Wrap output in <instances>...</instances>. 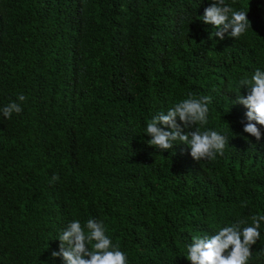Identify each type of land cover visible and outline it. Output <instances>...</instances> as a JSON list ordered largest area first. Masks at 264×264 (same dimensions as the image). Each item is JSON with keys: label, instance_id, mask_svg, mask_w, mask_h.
I'll return each mask as SVG.
<instances>
[{"label": "trees", "instance_id": "trees-1", "mask_svg": "<svg viewBox=\"0 0 264 264\" xmlns=\"http://www.w3.org/2000/svg\"><path fill=\"white\" fill-rule=\"evenodd\" d=\"M211 2L0 0V264H64L62 230L89 218L128 264H191L193 237L264 215V135L235 102L264 70V0H225L251 27L223 40L202 21ZM189 95L212 98L193 127L229 137L215 159L147 144L152 117ZM260 233L248 264H264Z\"/></svg>", "mask_w": 264, "mask_h": 264}, {"label": "clouds", "instance_id": "clouds-1", "mask_svg": "<svg viewBox=\"0 0 264 264\" xmlns=\"http://www.w3.org/2000/svg\"><path fill=\"white\" fill-rule=\"evenodd\" d=\"M248 11L234 10L225 0H212L204 9L202 21L215 27L212 35L220 40L225 38V34L235 39L251 27ZM238 87L240 91L235 102L247 109L245 116L248 122L244 124V132L260 141L264 135L258 127L264 126V70L256 68L250 79H240ZM242 88H246V95L241 94ZM26 99L24 94H18L16 101L3 107V116L10 119L13 113H21ZM211 102L212 98L207 95L199 98L189 95L167 112L154 115L146 126L145 133L151 137L147 144L164 151L183 143L190 148V155L197 161L223 155L229 144L227 134L193 127L208 123ZM58 179L59 176L54 174L52 181ZM261 222H264V215H257L252 217L251 225L245 226L246 221H237L222 227L214 235L193 237L187 246V259L191 264H248L252 246L261 235ZM58 239L59 250H53L51 256L61 258L64 264H128L127 254L106 234L103 222L95 218H89L83 225L78 219L71 220Z\"/></svg>", "mask_w": 264, "mask_h": 264}]
</instances>
